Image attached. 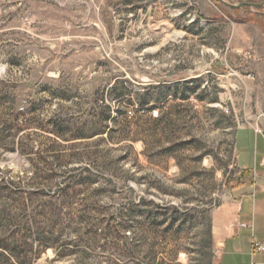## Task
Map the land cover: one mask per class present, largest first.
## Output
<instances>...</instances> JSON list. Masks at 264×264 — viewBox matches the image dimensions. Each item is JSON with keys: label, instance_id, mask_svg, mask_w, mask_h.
Masks as SVG:
<instances>
[{"label": "rangeland", "instance_id": "1", "mask_svg": "<svg viewBox=\"0 0 264 264\" xmlns=\"http://www.w3.org/2000/svg\"><path fill=\"white\" fill-rule=\"evenodd\" d=\"M263 125L264 8L0 0V242L31 264H219Z\"/></svg>", "mask_w": 264, "mask_h": 264}, {"label": "crops", "instance_id": "2", "mask_svg": "<svg viewBox=\"0 0 264 264\" xmlns=\"http://www.w3.org/2000/svg\"><path fill=\"white\" fill-rule=\"evenodd\" d=\"M237 147L238 168L246 180L230 193L231 218L216 240L219 264H264V253H251L253 242L264 244V139L239 131Z\"/></svg>", "mask_w": 264, "mask_h": 264}, {"label": "trees", "instance_id": "3", "mask_svg": "<svg viewBox=\"0 0 264 264\" xmlns=\"http://www.w3.org/2000/svg\"><path fill=\"white\" fill-rule=\"evenodd\" d=\"M24 115V113H19L17 115L18 116H22ZM103 129H96V135L91 136L90 133H87L86 135L83 136V138H92V137H96V136H101L103 135ZM88 135V137H87ZM86 136V137H85ZM93 181L90 177H84L81 180L78 181V183L74 184V187L78 186V188L87 186L89 184H91ZM70 189L74 190L73 187H67L66 189L62 190L63 194H68L66 190ZM73 192V191H71ZM65 194V195H66ZM100 234L104 235L103 231H100ZM39 239H47L48 237L45 235H38ZM0 249L4 250L5 253H1L0 252V264H31V261L33 260V257H31V253L33 251L32 246H29L27 244L24 243H19L17 244L16 247H14L13 249H8L3 243L0 242Z\"/></svg>", "mask_w": 264, "mask_h": 264}, {"label": "water", "instance_id": "4", "mask_svg": "<svg viewBox=\"0 0 264 264\" xmlns=\"http://www.w3.org/2000/svg\"><path fill=\"white\" fill-rule=\"evenodd\" d=\"M224 6H226L229 9L239 10L242 8H250V9H261L264 8V4H239V5H230L224 2V0H217Z\"/></svg>", "mask_w": 264, "mask_h": 264}, {"label": "built area", "instance_id": "5", "mask_svg": "<svg viewBox=\"0 0 264 264\" xmlns=\"http://www.w3.org/2000/svg\"><path fill=\"white\" fill-rule=\"evenodd\" d=\"M255 133H259L263 139H264V125H263V128L262 130H255ZM264 253V244H260V243H256V242H253L251 244V253L254 254V253Z\"/></svg>", "mask_w": 264, "mask_h": 264}]
</instances>
